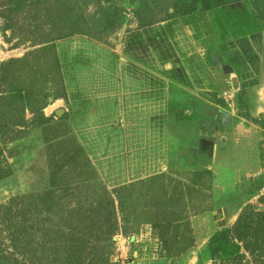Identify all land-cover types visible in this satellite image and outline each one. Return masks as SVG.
I'll return each instance as SVG.
<instances>
[{
	"label": "rangeland",
	"instance_id": "rangeland-1",
	"mask_svg": "<svg viewBox=\"0 0 264 264\" xmlns=\"http://www.w3.org/2000/svg\"><path fill=\"white\" fill-rule=\"evenodd\" d=\"M73 2L83 33L58 41L44 73L29 76L40 92L29 106L45 104L47 125L0 129V253L17 259L42 248L44 264H53L75 247L57 225L137 185L138 233L115 237L111 262L217 264L202 260L211 237L248 207L264 208V0L186 16L171 10L176 0ZM31 50L11 51L0 36V65ZM154 194L161 205L152 214ZM32 195L51 208L39 219L15 214ZM131 204V223L118 224L133 232ZM18 224L33 231L16 246Z\"/></svg>",
	"mask_w": 264,
	"mask_h": 264
},
{
	"label": "trees",
	"instance_id": "trees-1",
	"mask_svg": "<svg viewBox=\"0 0 264 264\" xmlns=\"http://www.w3.org/2000/svg\"><path fill=\"white\" fill-rule=\"evenodd\" d=\"M236 1L239 0H176L171 10L179 16L190 15L198 10L222 13L226 12L227 8ZM101 2L109 3L111 0H96V3ZM76 15L79 13L73 0H0L2 40L10 46L11 51L22 47L32 48L22 58L11 59L0 65V129L5 130L3 134L12 135L16 130L22 133L28 125H47L48 118L43 114L45 104L41 103L37 108L29 106L32 97L37 98V103H40V92H32L28 84L32 76L30 78L29 76L31 73H44V61L50 54L49 51H54L58 41L83 33L79 24L80 20ZM173 15L169 14L168 19H171ZM53 55V61L58 69L57 56L54 52ZM16 65L20 66L18 71L13 69ZM45 75L46 77L54 76L46 72ZM17 82H21V85L13 87L12 85ZM27 110L35 115L33 119L27 120ZM136 191L137 185L122 187L116 191L118 206L110 195L109 197L101 196L97 205L88 206L84 210L80 208L78 212L74 211L79 214L78 218L74 216L71 217L73 219L70 218V222L66 219L57 225L56 230L60 238H65L63 239L65 243L71 238L72 241L68 244H75V247L70 246L69 250H61L59 254L61 253L63 257L57 256L58 253L54 254L53 264H117L110 260V255L113 254L114 245H116L115 237L118 234L129 237L131 234L138 233L137 225L141 224L136 218L140 199L139 197L136 200L133 199ZM153 196V202L150 203L151 213L161 205L160 197L157 198L155 194ZM29 197L31 203L28 205L26 202H21L17 204L18 208L14 209L13 206L16 210L15 214L22 213L27 217L32 213V217L38 218L45 208H51L46 196L32 195ZM129 199L133 201L132 207L129 208H132L134 213L132 224H134L135 231L133 232L131 230L129 232L126 227L131 220L124 213ZM117 213H123V217H117ZM120 219L126 225L122 229L118 224ZM63 222L65 224H62ZM13 228L15 245L17 246L18 243L24 245L26 230L28 229L27 235H30L33 228L24 227L21 231V224ZM43 229L46 234L53 235L54 233L45 227ZM100 237L104 240L99 239ZM97 244L99 253L91 258L93 253L88 250L91 247L96 248ZM110 248L112 252H108ZM4 251L0 253V264H24V261L30 264H44L43 259L48 256L42 248L39 253L22 249L21 256H19L21 259L19 257L14 259L13 254L5 256ZM203 257L218 261L217 264H264V208L256 212V209L250 206L243 211L232 227L216 232L209 240L208 256L202 254V260Z\"/></svg>",
	"mask_w": 264,
	"mask_h": 264
},
{
	"label": "water",
	"instance_id": "water-1",
	"mask_svg": "<svg viewBox=\"0 0 264 264\" xmlns=\"http://www.w3.org/2000/svg\"><path fill=\"white\" fill-rule=\"evenodd\" d=\"M63 114H64V110H62V109L56 111V115H57L58 117H62Z\"/></svg>",
	"mask_w": 264,
	"mask_h": 264
},
{
	"label": "crops",
	"instance_id": "crops-1",
	"mask_svg": "<svg viewBox=\"0 0 264 264\" xmlns=\"http://www.w3.org/2000/svg\"><path fill=\"white\" fill-rule=\"evenodd\" d=\"M246 203H244L243 205H245Z\"/></svg>",
	"mask_w": 264,
	"mask_h": 264
}]
</instances>
